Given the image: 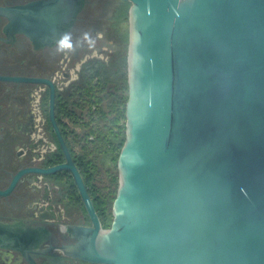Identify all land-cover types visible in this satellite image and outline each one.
<instances>
[{"label": "water", "instance_id": "1", "mask_svg": "<svg viewBox=\"0 0 264 264\" xmlns=\"http://www.w3.org/2000/svg\"><path fill=\"white\" fill-rule=\"evenodd\" d=\"M123 1L125 139L109 227L56 121L53 84L11 77L49 84L48 119L64 160L18 170L0 193L26 172L67 171L89 223L67 224L61 232L73 241L36 250L24 245L39 233L7 227L0 246L29 264H38L29 252L51 249L91 264H264V0ZM61 4L24 7L33 19L21 28L59 36L76 13L61 22Z\"/></svg>", "mask_w": 264, "mask_h": 264}, {"label": "flooded vegetation", "instance_id": "2", "mask_svg": "<svg viewBox=\"0 0 264 264\" xmlns=\"http://www.w3.org/2000/svg\"><path fill=\"white\" fill-rule=\"evenodd\" d=\"M43 1L46 0H0L1 191L7 188L13 174L20 169L47 167L64 160L59 148L62 160L51 162L56 158L59 145L48 119L49 84L14 78L41 77L51 81L55 89V118L59 116L64 120L66 127L59 128L67 133L69 140L68 134L80 130L79 127L75 129L77 125L69 118L75 111L71 98L81 66L91 59H104L99 56L105 53L99 45L102 34L99 24L104 5L101 0H64L65 4L60 5L61 10L66 11L61 22H67L70 12L76 8L71 25H66L64 30L72 33L76 45L75 51L67 55L57 54L52 49L54 38H58L56 32L34 33L21 28L22 22L33 19L23 8ZM36 10H43L41 4ZM84 32H89L95 39L93 47L83 40ZM58 100L68 101L65 110L58 109ZM66 186L56 173L40 175L26 172L10 192L0 193V242L4 241L1 237L7 227L28 228L39 233V239H31L24 245L32 250L73 241L61 232L64 227L87 223L82 206L74 202ZM29 254L38 264H47L51 261L48 256L60 253L51 249L49 253ZM76 261L78 259L67 256L63 259L65 263ZM0 264L29 263L19 250L0 246Z\"/></svg>", "mask_w": 264, "mask_h": 264}, {"label": "trees", "instance_id": "3", "mask_svg": "<svg viewBox=\"0 0 264 264\" xmlns=\"http://www.w3.org/2000/svg\"><path fill=\"white\" fill-rule=\"evenodd\" d=\"M130 2L118 0L116 10L112 13V25L128 20ZM121 41H128V30L123 31ZM72 103L75 111L69 120L80 130L68 134L62 130L72 157L84 179L97 211L102 227H109L111 222V205L118 186L117 156L125 139V101L127 100V61L125 55H119L106 62L91 59L80 69L79 78L74 84ZM68 102V101H67ZM66 101L58 100V109H66ZM57 118L59 126H65L64 120ZM121 119L123 121H121ZM73 143V144H72ZM77 146L74 150L73 146ZM62 154L58 147L56 158L51 162L61 161ZM103 166L108 184L102 190L97 186L96 177L99 167ZM56 175L72 194L74 202L80 204L86 215L76 186L69 172L59 171ZM47 264H91L78 260L76 263L63 262L60 254L48 256Z\"/></svg>", "mask_w": 264, "mask_h": 264}, {"label": "rangeland", "instance_id": "4", "mask_svg": "<svg viewBox=\"0 0 264 264\" xmlns=\"http://www.w3.org/2000/svg\"><path fill=\"white\" fill-rule=\"evenodd\" d=\"M104 4L101 10L102 20L99 24L102 28V34L100 37V44L104 50V54H100L99 56H103L106 62H109L111 59H114L119 55H125L127 61V51H128V41L123 44L121 41V35L123 31L128 30V20L125 22H121L118 25H112L111 15L113 13V7L118 3L117 0H101ZM130 6V5H129ZM129 9V8H128ZM96 51L94 50L93 53ZM124 120V119H123ZM121 119V121H123ZM75 129H79L78 126H75ZM103 166L99 167V173L96 177L97 186L102 190L105 185L108 183V178L105 175V171L103 170ZM111 211V209H110ZM112 217V216H111ZM81 218V217H80ZM111 223V222H110Z\"/></svg>", "mask_w": 264, "mask_h": 264}, {"label": "clouds", "instance_id": "5", "mask_svg": "<svg viewBox=\"0 0 264 264\" xmlns=\"http://www.w3.org/2000/svg\"><path fill=\"white\" fill-rule=\"evenodd\" d=\"M83 40L87 42L89 47H93L95 45V39H93L92 35L89 32L83 33ZM76 45L73 41V35L70 31H66L61 33L58 38H54V44L52 49H54L57 54H69L75 51Z\"/></svg>", "mask_w": 264, "mask_h": 264}, {"label": "crops", "instance_id": "6", "mask_svg": "<svg viewBox=\"0 0 264 264\" xmlns=\"http://www.w3.org/2000/svg\"><path fill=\"white\" fill-rule=\"evenodd\" d=\"M73 147H74V150H77V147L75 145Z\"/></svg>", "mask_w": 264, "mask_h": 264}]
</instances>
